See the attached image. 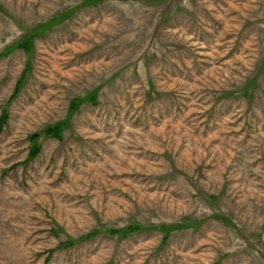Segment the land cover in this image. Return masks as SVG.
I'll return each mask as SVG.
<instances>
[{"label":"rangeland","instance_id":"1","mask_svg":"<svg viewBox=\"0 0 264 264\" xmlns=\"http://www.w3.org/2000/svg\"><path fill=\"white\" fill-rule=\"evenodd\" d=\"M0 264H264V0H0Z\"/></svg>","mask_w":264,"mask_h":264},{"label":"trees","instance_id":"2","mask_svg":"<svg viewBox=\"0 0 264 264\" xmlns=\"http://www.w3.org/2000/svg\"><path fill=\"white\" fill-rule=\"evenodd\" d=\"M18 47H22V48H27V42H21L17 45ZM47 132H49L50 134H53L54 136H59L60 133V125H56L55 127H53L52 129H48ZM142 230L141 226H130L128 227L126 230L124 231H112L111 233H120L123 236H125L128 233H132V232H137ZM88 236H91V234H89Z\"/></svg>","mask_w":264,"mask_h":264}]
</instances>
